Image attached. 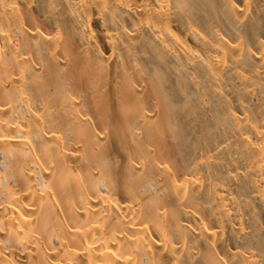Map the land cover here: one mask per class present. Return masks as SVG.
Masks as SVG:
<instances>
[{"label": "bare ground", "instance_id": "obj_1", "mask_svg": "<svg viewBox=\"0 0 264 264\" xmlns=\"http://www.w3.org/2000/svg\"><path fill=\"white\" fill-rule=\"evenodd\" d=\"M0 264H264V0H0Z\"/></svg>", "mask_w": 264, "mask_h": 264}]
</instances>
